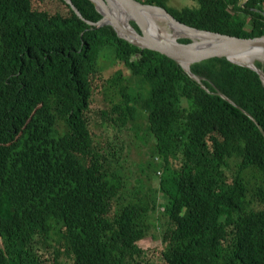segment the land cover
I'll return each instance as SVG.
<instances>
[{
  "label": "trees",
  "instance_id": "obj_1",
  "mask_svg": "<svg viewBox=\"0 0 264 264\" xmlns=\"http://www.w3.org/2000/svg\"><path fill=\"white\" fill-rule=\"evenodd\" d=\"M55 1L64 12L42 7L46 0H0V264H264L260 76L216 57L190 67L196 82ZM136 1L197 30L264 36V0H193L181 9ZM72 2L86 21H101L89 0ZM112 57L148 95L134 98L122 71L98 84L101 61ZM97 95L108 105L95 110ZM142 119L162 172L159 189L136 201L117 166ZM157 214L168 220L163 255L139 246Z\"/></svg>",
  "mask_w": 264,
  "mask_h": 264
},
{
  "label": "water",
  "instance_id": "obj_2",
  "mask_svg": "<svg viewBox=\"0 0 264 264\" xmlns=\"http://www.w3.org/2000/svg\"><path fill=\"white\" fill-rule=\"evenodd\" d=\"M102 16L101 21L94 24L86 21L72 0H65L74 12L89 26L95 28L111 27L118 38L141 49L159 53L178 63L190 77L201 82L190 72L192 65L207 59L219 57L229 62L256 72L264 85V73L256 67V62L249 66L254 54L264 56V36L253 39H241L222 35V33L207 30H197L177 21L167 10L161 7L145 5L136 0H89ZM164 21L168 30L181 29L183 34L173 43L160 37L154 29V22ZM135 23L140 29L138 33L131 25ZM160 37V40H158ZM179 39L190 40V44H181ZM234 58H246L247 64L236 63ZM261 62V61H259ZM264 64V62H261ZM223 99H225L223 97ZM226 100V99H225ZM259 127V125H257ZM264 136V131L259 127Z\"/></svg>",
  "mask_w": 264,
  "mask_h": 264
},
{
  "label": "rangeland",
  "instance_id": "obj_3",
  "mask_svg": "<svg viewBox=\"0 0 264 264\" xmlns=\"http://www.w3.org/2000/svg\"><path fill=\"white\" fill-rule=\"evenodd\" d=\"M168 6L174 9H181L184 7H196L197 5L193 0H169ZM42 7L52 10H63V7L55 0H46V2L42 4ZM64 11L65 10L62 12ZM160 25L165 27L166 30L168 29L165 23ZM100 66L103 72L98 76L99 85L104 84V82L117 71H122L128 81L129 90L134 98H141L149 94V89L142 78L133 76L131 71L122 63H118L114 57L109 60L101 61ZM107 105L108 102L105 100L104 96L97 95L93 100L92 108L96 110ZM140 125L141 129L140 126H137L134 130H129L125 138L124 152L117 169L121 172L129 189L128 200L135 199L136 201H145L153 191L160 187L161 177L158 175L159 172L156 173V170L158 171L162 168V160L153 155L156 140L148 133L147 121L142 119ZM96 135L97 142L106 146L108 138L102 133L101 128H98ZM150 164H153V168H150ZM249 189L250 198L253 197L254 201L257 193L255 182L251 183ZM159 197V204L161 206L167 203L166 198L160 195ZM166 223H168V220L164 219L160 214H157L156 218L152 221V227L148 236L139 246L144 250H160L163 255L167 249L163 243L160 227ZM2 246V239L0 237V247Z\"/></svg>",
  "mask_w": 264,
  "mask_h": 264
},
{
  "label": "bare ground",
  "instance_id": "obj_4",
  "mask_svg": "<svg viewBox=\"0 0 264 264\" xmlns=\"http://www.w3.org/2000/svg\"><path fill=\"white\" fill-rule=\"evenodd\" d=\"M162 23H165V22L156 20L154 22V29H156L157 33L161 34L160 37L164 38L166 41H168L170 43H173L175 40H177V38L179 36H181L183 34V31L181 29H178V28H174L173 30H168V29L166 30L165 27H162L160 25ZM160 37H158V40H160ZM180 41L181 40H179V42ZM246 58L251 59L252 62L247 64V59ZM246 58H234L233 61H235L236 63L247 64L249 66H252L257 61L264 62V56L260 55V54H254V55H251L250 57L247 56Z\"/></svg>",
  "mask_w": 264,
  "mask_h": 264
},
{
  "label": "clouds",
  "instance_id": "obj_5",
  "mask_svg": "<svg viewBox=\"0 0 264 264\" xmlns=\"http://www.w3.org/2000/svg\"><path fill=\"white\" fill-rule=\"evenodd\" d=\"M181 40V39H180ZM179 41V40H178ZM158 160V159H157ZM159 161V160H158ZM159 176H161L160 172L158 173Z\"/></svg>",
  "mask_w": 264,
  "mask_h": 264
}]
</instances>
